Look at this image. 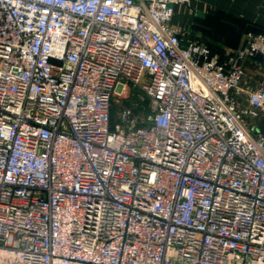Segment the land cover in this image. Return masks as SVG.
I'll return each mask as SVG.
<instances>
[{
	"label": "built area",
	"instance_id": "obj_1",
	"mask_svg": "<svg viewBox=\"0 0 264 264\" xmlns=\"http://www.w3.org/2000/svg\"><path fill=\"white\" fill-rule=\"evenodd\" d=\"M193 1L0 0V264H264V32Z\"/></svg>",
	"mask_w": 264,
	"mask_h": 264
},
{
	"label": "crops",
	"instance_id": "obj_2",
	"mask_svg": "<svg viewBox=\"0 0 264 264\" xmlns=\"http://www.w3.org/2000/svg\"><path fill=\"white\" fill-rule=\"evenodd\" d=\"M172 22L183 27L186 38L202 39L222 53L244 45L248 33L264 32V0H194L176 5ZM247 68L248 84H258L264 64L247 61Z\"/></svg>",
	"mask_w": 264,
	"mask_h": 264
},
{
	"label": "rangeland",
	"instance_id": "obj_3",
	"mask_svg": "<svg viewBox=\"0 0 264 264\" xmlns=\"http://www.w3.org/2000/svg\"><path fill=\"white\" fill-rule=\"evenodd\" d=\"M262 118H263V119H262ZM258 120H259V122H258ZM253 122H254L255 124H257L259 127H261L262 129H264V126L258 124V123H263V125H264V116L261 117V118H259V119H253Z\"/></svg>",
	"mask_w": 264,
	"mask_h": 264
}]
</instances>
